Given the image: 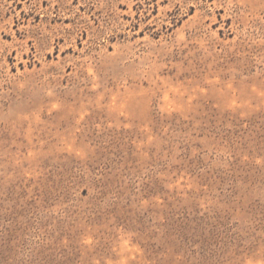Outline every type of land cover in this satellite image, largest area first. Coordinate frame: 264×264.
Instances as JSON below:
<instances>
[{"label":"rangeland","instance_id":"obj_1","mask_svg":"<svg viewBox=\"0 0 264 264\" xmlns=\"http://www.w3.org/2000/svg\"><path fill=\"white\" fill-rule=\"evenodd\" d=\"M0 264H264V0H0Z\"/></svg>","mask_w":264,"mask_h":264}]
</instances>
